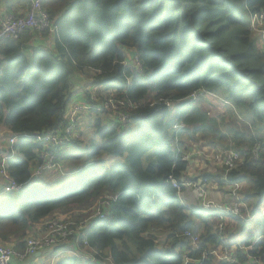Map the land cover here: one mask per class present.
Returning <instances> with one entry per match:
<instances>
[{
  "label": "trees",
  "instance_id": "16d2710c",
  "mask_svg": "<svg viewBox=\"0 0 264 264\" xmlns=\"http://www.w3.org/2000/svg\"><path fill=\"white\" fill-rule=\"evenodd\" d=\"M19 1L29 10L27 0ZM42 6L57 27L37 33L50 47H35L31 31L0 40V170L24 184L16 193L3 186L9 197L0 200V244L22 251L39 226L79 223L104 195L117 196L100 207L105 217L87 222L78 241L55 248L63 256L75 243L84 255L56 264H224L211 252L230 249L243 264L252 258L264 264V52L250 28V18L264 15V0H43ZM87 73L97 91L79 99L91 109L77 125L91 128V139L70 137L64 148L38 141L70 124L73 78ZM201 90L223 94L257 134L234 129L220 138L241 156L228 178L249 185L230 191L224 204L240 195L258 230L231 217L228 230H239L226 232L228 243L217 234L222 221L183 206L171 182L193 184L184 181L189 164L175 143L182 146L186 133L217 131L214 119L186 102ZM111 97L127 103L125 128L98 111ZM44 151L56 167L33 180Z\"/></svg>",
  "mask_w": 264,
  "mask_h": 264
},
{
  "label": "built area",
  "instance_id": "2783aa9c",
  "mask_svg": "<svg viewBox=\"0 0 264 264\" xmlns=\"http://www.w3.org/2000/svg\"><path fill=\"white\" fill-rule=\"evenodd\" d=\"M30 4L29 10L23 15H2L0 12V40L2 38H12L18 39L21 35L25 32H45L50 31V33H56L57 27L51 22L50 16L47 14L46 11L43 10L42 2L43 0H28ZM261 21L262 28L261 32L264 33V15H254L252 17L253 29L256 30L254 25ZM260 25V24H259ZM138 61V60H137ZM139 65V61H138ZM208 93L205 90H201L198 92L193 93L190 97L186 99V102L189 103H196L201 100L204 96ZM127 103L122 99H117L114 97L106 99L99 107L98 111H107L109 114H114V118L112 121L116 120L121 127L125 128L129 122L130 115L126 112H123V109L126 108ZM170 104L167 103V106ZM135 105L130 106V109H134ZM91 107L86 105H76L70 111L68 117L70 120V124L66 125L65 127L60 126L57 130L53 132H48L44 134H40L36 136L38 141H47L52 145H57L59 147H67L72 144L70 137L74 132V126L77 125V119L81 113H85L86 111L90 110ZM115 125V123H113ZM183 124L177 125L176 128L183 129ZM67 133L66 139H60V136L64 133ZM14 143V139L11 140V144ZM176 146L178 144L176 143ZM221 164L223 166L222 176L219 179L224 186L233 185L234 188L232 190H238L240 185L235 184L233 180L229 179V173L234 170L239 163L241 162L240 154L232 149L224 150L221 152ZM41 164L34 169L32 174V179H37L45 170H50L53 167H56L53 164L55 157L47 151L40 153ZM188 159L187 155H183V160L186 161ZM188 162V161H186ZM211 173V172H210ZM0 177L3 178L5 186L4 192L5 193H16L20 191L24 184L18 183L14 178L10 177V175L6 172L3 168L0 170ZM172 184L179 192L182 189H185L187 186H193L194 184H189L187 182H182L178 184L176 180L171 179ZM218 186L219 184L216 183ZM194 189L198 193L202 195L204 206L207 211H209L212 215L218 217L221 221L225 220L226 217H236L244 220L245 222L254 221L256 216L251 214V211L240 201V198L236 197L234 194V199L232 204H219L215 201L208 200L207 195L208 192L204 188H200L197 186H193ZM231 192V193H232ZM230 193V191L228 192ZM232 195V194H231ZM230 195V196H231ZM109 199H117V196L111 197H103L101 206L108 207ZM236 201H238L239 206H235ZM108 209V208H107ZM106 215V212H103L102 209H99L94 215L88 218V221L75 223V222H63L60 221H52L47 224L46 230L41 237H33L31 236L27 239L26 246L24 250L19 251L12 247L5 246L0 244V264H15V262H27L31 258H34L37 254L42 253L47 250H55L59 245L69 243L71 240L76 239L77 241L82 237V233L84 227L87 222H90L94 219H103ZM261 215V214H260ZM187 237H190L193 247L198 249V239L191 236L189 233L186 234ZM223 242V239H222ZM231 251L235 252V249L225 250L224 252L221 251H213L211 254L216 257L219 261L225 262L227 264H243L234 256L235 253H231ZM208 256L205 255L204 258ZM188 263V260H187ZM186 263V264H187ZM248 264H262L257 263L252 258Z\"/></svg>",
  "mask_w": 264,
  "mask_h": 264
},
{
  "label": "rangeland",
  "instance_id": "374dc122",
  "mask_svg": "<svg viewBox=\"0 0 264 264\" xmlns=\"http://www.w3.org/2000/svg\"><path fill=\"white\" fill-rule=\"evenodd\" d=\"M254 26L258 29L256 30L253 29L252 18H250V28L254 32L253 33L254 35H258L261 37V42L259 41L260 49L261 51L264 52V33L261 32V30H263L261 21L259 23H256ZM129 55L133 56L134 51L133 53L130 52ZM93 98L96 99L95 96H93ZM194 105L195 107L199 108L202 112L207 113V115L211 119H214L217 122V131L213 132L211 130V132L209 131L207 135H203V134L193 135V134L186 133L181 137V140H180L182 142V146L181 144L176 146V143H175V148L180 149L183 155L188 156V159L186 161H188L189 169L185 175L184 181L192 180L191 183L194 184L193 186H197V187L204 188L205 190H207L208 192L207 199L215 201L216 203H220L221 198H218L219 194L215 192H220V193L222 192V200H223L222 203L224 204L230 198L231 193H228V192L232 191L234 186L233 185H230V186L218 185L217 186L216 183H218L217 181L219 179H215L214 181H211V182L204 180V177L207 175H210V172L213 174V176H215V178H218V175L222 176V170H220L223 168L221 164V161H222L221 152H223L224 150H229V149L235 150L234 145L230 141H227V140L220 141V138L224 137V135H228L229 132L233 131L234 129L236 130L239 129L240 131H248L252 133V135H257V134L254 132H251L252 128L250 124L251 122L250 119L248 120V118L244 116L242 111L233 107L230 102L226 101L224 95L221 93L215 92L214 94L211 93L210 96L206 95L201 100L194 103ZM72 106L75 107L76 105L75 106L72 105ZM85 114L86 113H81L79 115L78 117L79 121H81L82 116H84ZM78 126H80V123L79 125L74 126L73 128L74 132L71 138H78L79 140H82V141L83 140L89 141L92 137V132L90 130L91 128L90 129L85 128V124L84 125L81 124L80 128H78ZM48 171L50 170H45L40 175V177ZM208 177L209 176H207L206 178ZM0 179L2 180L3 185H4V180L1 177ZM193 186H187L185 189L181 188L179 195H178L180 203L186 208L191 209V210L192 208H198V209L207 211L204 206L205 204H204L202 195L198 193L196 189L193 188ZM237 188L246 190V188L249 189V185L243 184ZM103 197L104 195L97 200V203L95 206H97V204L98 206L95 209L94 214L99 209H101L100 207L103 201L101 199ZM239 197L241 198L240 195ZM257 202H258V199H255L252 205L250 206L251 207L255 206ZM237 204H238V201H236L235 206H239ZM245 205L247 204L245 203ZM247 207H249V205H247ZM261 215L262 216L264 215V205L262 206ZM88 218L89 217L86 216L80 222L84 223L88 221ZM59 220H65V219H59ZM248 223H249V226H248L249 231H251L253 234H258V230L255 228L254 222L251 221ZM230 225H231V217H226V219L223 220L217 228V234L218 235L220 234L222 237H224L227 243L231 242L232 240V237H230V233L239 230L237 226L236 227L231 226V229H230L231 231L228 230L230 228ZM228 231H230V233L226 234V232ZM43 233L44 231L39 234L36 233L35 235H33V237H36V238L41 237ZM231 253L233 254L235 252L231 251ZM62 255L63 256H57V257H55L56 255L53 256L52 257L53 263L56 264L59 261L58 260L59 258L61 259L62 257H69L72 255H75V253L67 252ZM216 260L219 263L227 264L225 262L219 261L218 259Z\"/></svg>",
  "mask_w": 264,
  "mask_h": 264
},
{
  "label": "crops",
  "instance_id": "0c3cea01",
  "mask_svg": "<svg viewBox=\"0 0 264 264\" xmlns=\"http://www.w3.org/2000/svg\"><path fill=\"white\" fill-rule=\"evenodd\" d=\"M28 1V0H27ZM27 9H23L22 5L20 4L19 0H0V12L2 15H7V14H12V15H23L27 12ZM35 37V42L34 45L35 47H50L51 41H49L47 38H41L40 35L37 34V32H32ZM1 59V58H0ZM90 74L88 73L86 77L83 76H75L73 78V82L75 83V89L77 92L76 94V99L72 101L70 105V109L73 107L72 105H78L80 104V100L85 98V93L89 92L93 95L97 91V88L91 85V81L89 80L88 76ZM109 117L113 119L115 116L114 114H109ZM87 119V114L82 116V120ZM80 128V127H79ZM5 184V183H4ZM3 182L0 179V200L6 197H9L8 194L3 193ZM219 194L218 198H221V202L219 204H223L222 200V192H215ZM44 231V226H39L37 228V234L42 233ZM72 244V243H71ZM69 252H74L75 254L79 255H84L79 252V250L76 248L75 243L70 245V251ZM56 255V256H55ZM55 256L57 257V254L54 253V250H47L42 253L37 254L34 258H31L27 262H15V264H54L52 261V257Z\"/></svg>",
  "mask_w": 264,
  "mask_h": 264
},
{
  "label": "clouds",
  "instance_id": "9594fccd",
  "mask_svg": "<svg viewBox=\"0 0 264 264\" xmlns=\"http://www.w3.org/2000/svg\"><path fill=\"white\" fill-rule=\"evenodd\" d=\"M221 178V177H220ZM219 178V179H220ZM218 183H220L221 181H217ZM223 185V184H222ZM174 186V185H173ZM224 186V185H223ZM177 195H178V192H177ZM196 210H199V211H201V212H205V213H207V214H209V215H212L209 211H205V210H201V209H198V208H196ZM192 245H193V243H192ZM54 253H55V250H54Z\"/></svg>",
  "mask_w": 264,
  "mask_h": 264
}]
</instances>
